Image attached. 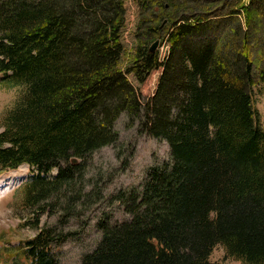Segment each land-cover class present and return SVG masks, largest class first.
Wrapping results in <instances>:
<instances>
[{"label": "trees", "instance_id": "obj_1", "mask_svg": "<svg viewBox=\"0 0 264 264\" xmlns=\"http://www.w3.org/2000/svg\"><path fill=\"white\" fill-rule=\"evenodd\" d=\"M249 1L133 0L129 23L125 0H0V75L24 88L3 120L0 171L32 170L34 228L82 161L117 141L124 114L167 143L170 161L118 197L130 219L101 225L80 264H210L218 245L264 264V131L251 104L264 83V0ZM156 71L141 110L137 89ZM68 236L39 229L10 262L58 264L52 246Z\"/></svg>", "mask_w": 264, "mask_h": 264}, {"label": "rangeland", "instance_id": "obj_2", "mask_svg": "<svg viewBox=\"0 0 264 264\" xmlns=\"http://www.w3.org/2000/svg\"><path fill=\"white\" fill-rule=\"evenodd\" d=\"M125 2L130 10V23L135 20L137 9L133 0ZM249 2L240 0L237 9L248 6ZM237 16L243 21L241 13ZM131 45L128 41V47ZM157 50L162 62L168 48L159 45ZM159 75L160 71L153 72L137 89L141 110L153 98ZM23 93L24 88L16 86L9 76L0 75V132L5 115ZM251 104L264 131V83L253 89ZM114 129L118 134L117 141L82 161L79 173L69 181V186H64L48 202L53 207L47 206L40 214L37 228L33 223L38 210L36 206H25L24 202L32 170L22 165L16 170L0 171V264H11L10 255L18 253L24 241L32 239L44 228L69 235L62 244L52 246L58 264H80L100 242L101 225L120 224L130 219L118 197L140 194L149 170L169 162L170 151L165 141L140 132L139 121L129 120L124 114L117 119ZM55 174L56 170H53L49 177ZM208 261L210 264H242L229 258L220 245L211 251Z\"/></svg>", "mask_w": 264, "mask_h": 264}, {"label": "water", "instance_id": "obj_3", "mask_svg": "<svg viewBox=\"0 0 264 264\" xmlns=\"http://www.w3.org/2000/svg\"><path fill=\"white\" fill-rule=\"evenodd\" d=\"M158 46H159V42L158 41L154 42L150 47V52L154 53L157 50ZM70 163L71 165H77L79 163V160L76 158H71Z\"/></svg>", "mask_w": 264, "mask_h": 264}]
</instances>
